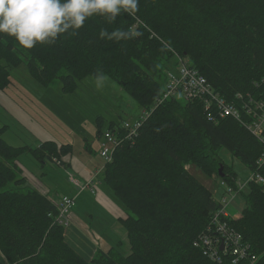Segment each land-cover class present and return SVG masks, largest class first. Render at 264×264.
<instances>
[{
    "label": "trees",
    "instance_id": "obj_1",
    "mask_svg": "<svg viewBox=\"0 0 264 264\" xmlns=\"http://www.w3.org/2000/svg\"><path fill=\"white\" fill-rule=\"evenodd\" d=\"M134 16L146 27L132 29ZM134 16L122 14L111 24L94 17L78 36L62 38L54 46L25 49L14 38H0V91L9 87L10 67L22 63L38 84L58 83L63 93L75 92L85 77L102 73L148 112L138 118L141 125L136 136L119 139L96 176L110 199L127 213V218L118 219L127 246L119 242L90 258L65 238L69 222L63 225L57 219L59 200L72 197L74 206L75 196L51 200L19 166H24L21 155L27 154L41 169L47 159L71 172L65 162L72 154L71 143L38 141L26 135L23 142L32 143L13 146L3 137L9 126L2 124L0 264H264V182H246V190L240 192L244 204L239 218L218 216L238 232L240 245L246 248L244 256L234 257L232 245L226 244L222 232L215 231L214 217L222 205L187 169L195 165L220 183L235 187L236 173L220 156L224 150L250 174L264 179V165L255 164L262 143L231 117L208 120L210 111L199 101L187 102L176 95L154 108L173 58L168 46L187 57L223 97L254 93L255 84L264 80V0H139ZM101 28L138 35L128 41H104L98 36ZM97 124H103L101 117L96 118ZM123 128L125 124L111 122L106 130L120 135ZM102 134L96 127L100 157ZM83 139L90 147L88 138ZM33 143L38 145L32 148ZM221 164L222 177L218 174ZM212 223L216 241L206 245L201 234Z\"/></svg>",
    "mask_w": 264,
    "mask_h": 264
},
{
    "label": "rangeland",
    "instance_id": "obj_2",
    "mask_svg": "<svg viewBox=\"0 0 264 264\" xmlns=\"http://www.w3.org/2000/svg\"><path fill=\"white\" fill-rule=\"evenodd\" d=\"M168 68L175 72V58L169 61ZM105 77L106 80L100 88H97L96 78L85 77L78 84L75 92L63 93L58 83L49 86L38 84L23 63L16 67H10V84L4 90L10 91L8 93L1 91L0 93V128L3 127L2 124L9 126L7 132L2 136L13 146L32 143L31 140L23 142L26 135L34 136L36 140L39 139L31 128L21 121L20 116L12 110V108H21L33 122L37 123L55 141L63 144L71 143L72 154H69L70 157H67L65 162H70L72 165L83 162L89 165L91 161L92 167H100L103 164V159L97 155L99 140L95 137L96 127L97 130L104 132L111 122L119 126L126 123L134 124L143 115L135 100L115 80L108 76ZM97 117L103 119V124L95 125ZM82 135L88 138L91 148L86 147L83 137H80ZM21 142L23 144L19 145ZM36 144L33 143L32 145ZM21 158L26 170L23 173L27 174L32 184L40 185L41 191L46 193L51 200L56 201L62 195L77 196L81 192H83L82 195L89 194L87 189L79 192V188L70 182L69 179L72 176L68 177V175L73 173V177L83 183V180L79 179L77 173L73 172L72 169L71 172L67 173L64 166H59L56 161L55 164L47 159L44 162L45 166L41 169L39 163L29 155L23 154ZM221 159L225 164H231L237 171V181H240L243 172L245 175L248 174V170L241 161L226 154L224 150L221 151ZM187 169L213 193L215 198H220L227 193L226 187L221 185L219 178L206 175L195 165H190ZM240 182L244 183L245 181L241 179ZM100 187L102 188L101 185ZM244 189L246 190V184ZM239 196L243 198L242 194ZM72 212L81 213L79 211V199L71 209L70 221L73 220ZM84 212L82 210V213ZM83 217L86 220L87 217ZM91 227L94 226L91 224ZM110 230L111 228L102 225L104 235L110 236L115 241L113 246L120 242L126 247V235L122 226L116 231L110 232Z\"/></svg>",
    "mask_w": 264,
    "mask_h": 264
},
{
    "label": "clouds",
    "instance_id": "obj_3",
    "mask_svg": "<svg viewBox=\"0 0 264 264\" xmlns=\"http://www.w3.org/2000/svg\"><path fill=\"white\" fill-rule=\"evenodd\" d=\"M139 0H0V38H14L25 49L38 45L54 46L62 38L76 37L79 30L94 17L114 23L122 14L134 16ZM137 32L101 28L98 36L104 41L134 39ZM106 77L97 73V88Z\"/></svg>",
    "mask_w": 264,
    "mask_h": 264
},
{
    "label": "crops",
    "instance_id": "obj_4",
    "mask_svg": "<svg viewBox=\"0 0 264 264\" xmlns=\"http://www.w3.org/2000/svg\"><path fill=\"white\" fill-rule=\"evenodd\" d=\"M12 110L20 116L22 122H24L27 126H29V128H31L33 133L39 138L38 141L54 140L46 131H43V129L37 123L33 122L27 116L26 112L23 109L12 108ZM37 145L38 144L30 145V147L34 148ZM226 154L229 153L226 151ZM67 157H70V155L66 156V158ZM69 164L71 165V169L73 170V172L77 173L79 179L83 181L90 180L93 182H98V189L94 193L89 192L88 195H82L83 192H81L77 194V196H75V202L79 199V211L81 213L72 212L73 220L70 221V212L69 225L65 229V238L69 241V243L82 255L90 258L95 254L97 250L105 252L115 244V241L111 239L110 236L104 235V233L102 232V225H106L107 227L111 228L110 232L116 231L121 227V223L118 221V219H120V217L124 219L127 218V213H124L117 206V204L110 199L103 188L100 187L99 181L96 180V176L100 172V168L103 167V164H101V166L98 168L92 167L90 165V162L89 165L83 162H78L75 165H72L69 162ZM227 165L232 168L237 176V171L232 167V165L229 163H227ZM19 166L22 169V173L23 171L26 172L22 164H19ZM249 176V172L247 175H245L243 172V176L240 177V181L241 179L242 181H247ZM33 186L41 191L40 187L37 184ZM87 190L90 191L88 188ZM220 198L215 199L219 201ZM231 203L232 206H230ZM243 204L244 200L239 195H237L232 202L228 203L226 209L232 218L237 219L241 216L240 212ZM82 210H84L85 212L82 213ZM83 216L87 217L86 220L83 219ZM91 224L94 227H91Z\"/></svg>",
    "mask_w": 264,
    "mask_h": 264
},
{
    "label": "bare ground",
    "instance_id": "obj_5",
    "mask_svg": "<svg viewBox=\"0 0 264 264\" xmlns=\"http://www.w3.org/2000/svg\"><path fill=\"white\" fill-rule=\"evenodd\" d=\"M134 18L136 21L135 24L132 26V29H134L138 25H142L146 27V24L143 23L139 18H137L136 16H134ZM149 31L151 32L152 36L153 34H155L151 30ZM168 48L172 52L173 58H175L176 68H175V72L174 70L171 69L170 70L168 69L166 71V82L161 95L157 97V99L155 100L154 108H156L157 106L162 104L163 101L167 100L172 96H176V95L180 96L181 90L190 89V91L194 92V94L197 95L198 97H192L190 99H186L185 101L202 102L204 109L210 111V114L207 112V119L213 121H219L223 119L222 117L219 116L222 114L221 108H235V107L248 108L251 106V103L256 104L264 98V80L255 84L254 87L256 91L252 94L249 92H246L247 94L237 92L231 99H227L223 97L219 92L213 89V87L209 84L205 76H203L201 73H199V71L196 68L190 65L187 57L179 54L170 46H168ZM206 108H212V109H206ZM146 113L148 114V112ZM140 125L141 123L136 122L132 125V127L129 130L123 128L122 133H120V135L118 132H113L110 130H105L102 135L103 137H106L108 139L113 138L115 140V146H116L119 143V139L120 141L131 140L133 136H136L137 130L139 129ZM77 182L79 184L78 187L79 192L87 188L93 192L97 188V183H98L90 180L83 181V183L77 180ZM57 219L60 224L64 225V219L60 214H58ZM227 227L231 229L234 233H238L228 224ZM212 232L213 229L211 225V227L208 226L206 231L203 232L201 236H203L202 238L207 237L208 240L212 242L215 240V235L212 234Z\"/></svg>",
    "mask_w": 264,
    "mask_h": 264
},
{
    "label": "built area",
    "instance_id": "obj_6",
    "mask_svg": "<svg viewBox=\"0 0 264 264\" xmlns=\"http://www.w3.org/2000/svg\"><path fill=\"white\" fill-rule=\"evenodd\" d=\"M183 65V64H182ZM180 96L186 100L190 99L192 97H198L194 94V92H191L190 89H183L180 91ZM250 97V96H249ZM247 97V98H249ZM246 98V99H247ZM206 109H212V108H206ZM222 114L219 115L222 118L231 117L235 120H237L239 123H241L247 131L254 136L257 140H259L263 145V151L261 155L257 158L255 164L257 167H260L264 165V98L260 100L258 103L254 104L251 103V106L248 108H221ZM147 116V113L144 112L141 118H145ZM137 123H140V120L136 121ZM135 122V123H136ZM133 124H125V128L129 130L132 127ZM115 145V140L108 139L106 137H103V141L101 142V151L100 155L105 160V162H108L110 160V155L112 152V149ZM71 177V176H70ZM71 183H74L76 186L79 187V184L75 178L69 179ZM249 180H255L256 182L262 183L264 182L263 177L256 173V174H250ZM244 183L240 181H236V186L232 187L229 185L224 184L223 182L221 185H224L226 187V194L225 196L221 197L219 200L220 204L222 205L221 208L216 212V215L214 217V225H215V231L222 232L223 238L226 242V244L231 247L232 245V254L234 257H242L246 253V248L242 245H240V235L238 233H234L231 229L227 227V224L225 222H221L218 219V216L221 217H228L230 216L229 212L226 209V206L229 202H232L233 199L240 194V192L243 190L246 182ZM74 198L63 196L59 200V204L57 206L59 214L64 219V225L69 222V213L70 209L73 206ZM213 226V223H212ZM216 241L215 240L212 242ZM220 241V240H219ZM219 241L217 243H219ZM208 240L207 237L203 238V243L208 245L209 243H212ZM210 253L212 255L217 254V250H211ZM233 263H236V259L233 260Z\"/></svg>",
    "mask_w": 264,
    "mask_h": 264
},
{
    "label": "water",
    "instance_id": "obj_7",
    "mask_svg": "<svg viewBox=\"0 0 264 264\" xmlns=\"http://www.w3.org/2000/svg\"><path fill=\"white\" fill-rule=\"evenodd\" d=\"M222 169H223V166H222V164L221 165H219V167H218V174H220V176L222 177L223 176V174L221 173L222 172ZM222 246H220V248H221Z\"/></svg>",
    "mask_w": 264,
    "mask_h": 264
}]
</instances>
